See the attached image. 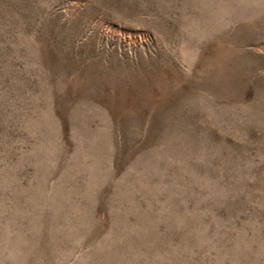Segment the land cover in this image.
<instances>
[{
	"label": "rangeland",
	"instance_id": "rangeland-1",
	"mask_svg": "<svg viewBox=\"0 0 264 264\" xmlns=\"http://www.w3.org/2000/svg\"><path fill=\"white\" fill-rule=\"evenodd\" d=\"M0 264H264V0H0Z\"/></svg>",
	"mask_w": 264,
	"mask_h": 264
}]
</instances>
